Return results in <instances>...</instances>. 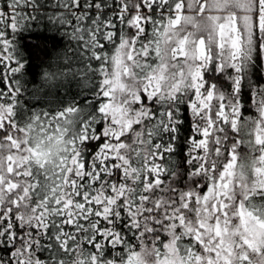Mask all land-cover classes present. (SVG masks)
Segmentation results:
<instances>
[{
    "label": "snow or ice",
    "instance_id": "obj_1",
    "mask_svg": "<svg viewBox=\"0 0 264 264\" xmlns=\"http://www.w3.org/2000/svg\"><path fill=\"white\" fill-rule=\"evenodd\" d=\"M0 264H264V0H0Z\"/></svg>",
    "mask_w": 264,
    "mask_h": 264
}]
</instances>
